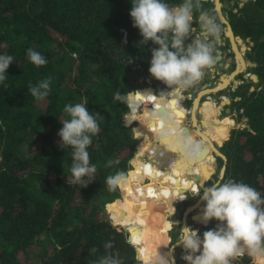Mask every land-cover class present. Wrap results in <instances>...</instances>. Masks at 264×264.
<instances>
[{
    "label": "trees",
    "instance_id": "16d2710c",
    "mask_svg": "<svg viewBox=\"0 0 264 264\" xmlns=\"http://www.w3.org/2000/svg\"><path fill=\"white\" fill-rule=\"evenodd\" d=\"M165 2L175 6L182 0ZM234 5L236 11L225 13L227 21L235 35L252 42L246 58L255 66L247 72L258 81L239 73L243 82L230 92V109L246 118V126L231 129L228 139L234 121L219 118L218 107L199 106L202 131L212 140L217 129L213 142L219 145L227 139L219 148L226 159L217 157L225 166L223 175L206 185L243 182L264 198V0ZM203 7L218 18L211 0H203ZM130 9L131 0H0V54L13 57L0 83V264H96L109 241L123 264H143L142 257L169 253L165 246L173 202L199 191L215 170L213 151L191 127L195 101L187 109L172 89L161 102L160 92L170 89L149 73L151 49L158 46H139L142 36L133 27ZM30 48L47 63L33 65L27 57ZM128 57L132 63H126ZM228 76L215 86L224 85ZM48 77L51 91L37 101L29 85ZM117 90L132 94L131 105L114 99ZM76 103L85 104L100 129L87 149L96 171L79 184L72 183L70 173L73 150L62 148L58 136L70 119L65 105ZM157 109L173 113L202 142L198 159L186 163L157 140L159 124L147 119ZM109 160L119 164L106 167ZM117 171H128L132 180L120 189V198L118 189L109 191L106 184ZM204 207L199 204L193 218L206 225L201 221ZM218 223L211 220L203 230ZM239 264L254 263L244 256Z\"/></svg>",
    "mask_w": 264,
    "mask_h": 264
},
{
    "label": "clouds",
    "instance_id": "9594fccd",
    "mask_svg": "<svg viewBox=\"0 0 264 264\" xmlns=\"http://www.w3.org/2000/svg\"><path fill=\"white\" fill-rule=\"evenodd\" d=\"M130 17L133 27L139 29L142 36L139 46H147L149 42L158 46L151 49L149 73L169 89L184 90L196 85L204 77L205 70L213 65L212 39L220 35L221 23L210 10L204 9L203 0H182L175 6H170L165 0H131ZM194 19L199 25L197 30L200 29L205 38L196 35L191 43L185 45V41L196 34ZM123 35L122 42L127 43V33L123 32ZM27 57L37 67L47 63L40 52L31 48ZM132 62L133 59L128 57L126 63ZM12 63L11 55L0 54V83L6 80V70ZM51 80L52 77H48L35 86L29 85L31 96L37 101L45 99L51 91ZM168 93L160 92L161 102ZM114 99L131 105L133 97L131 93L122 94L117 90ZM162 107H165L163 103ZM64 112L70 119L62 123L58 136L62 148L66 145L73 150L70 173L72 183L79 184L83 183V177H91L96 171V165L90 164L87 149L92 144L91 137L100 129L84 103L67 104ZM147 119L152 124H159L157 140L181 160L192 163L198 159L204 145L181 125L173 113L157 109L149 112ZM114 164H119V161L109 160L106 167ZM131 183V177L124 171H117L106 178L109 191L125 189ZM201 200L205 202L201 221L206 225L211 220L219 223L215 228L204 231L202 238L198 231L188 227L180 231L176 244L183 246L186 254L182 259L186 264H236L244 256L254 264H264V198L261 194L248 184L229 180L204 187ZM104 248L106 252L96 264H123L119 254L110 251L113 248L111 241L106 242ZM91 251L96 252L97 249L92 248ZM169 256V253H158L142 257V260L143 264H174Z\"/></svg>",
    "mask_w": 264,
    "mask_h": 264
},
{
    "label": "rangeland",
    "instance_id": "374dc122",
    "mask_svg": "<svg viewBox=\"0 0 264 264\" xmlns=\"http://www.w3.org/2000/svg\"><path fill=\"white\" fill-rule=\"evenodd\" d=\"M211 1L215 2L214 0H211ZM217 1H219V3H220V15H219L218 12H217V14H218L219 18H220V16H222L224 18V21H223V19L220 18L222 20V22L224 23V24L221 25V28L226 32V29H227V25L226 24H227V22H225L226 21L225 16H224L225 13L228 12L231 8H232V11H236L237 8L235 7L234 4L237 3L238 4L237 7H240L247 0H217ZM225 4H227V7H225ZM229 19L231 20V22L233 24V27L237 28V24H236V22H235V20H234V18H233V16L231 14L229 15ZM196 34H199V33H196ZM199 35H203V33H200ZM194 36H196L195 33L193 34V36H190L185 41V45L191 43L192 39L194 38ZM237 37H239V36L235 35L233 33V38H237ZM240 39L242 40V43H243L245 49H242L240 47V45L237 43V49L239 50V52L241 50H243L241 52V54H238L239 56H237V54H236V52H235V50H234V48L232 46V41L230 40V38H229V41L227 42V44H228L227 48L228 49H226V51H228L231 48L232 53H229V55H225L224 57L221 58L222 63H224L225 65L226 64L228 65L226 68L219 66V64L217 63L218 66L215 65V66L210 67L211 68L210 70H209V68L205 70L204 77L196 85H194V86H192L190 88L184 89V90L178 89V91L181 94V97L183 98L182 99V104L187 109L192 108V105H193L195 99L197 98V96L199 95L200 92H202L204 90L203 92L205 93V92H207L205 90H213L214 87H215V84L218 82V80L221 78V76H223V75L228 76V75L236 72L237 69L235 70V68L238 67L239 63L240 64H244L243 61L247 62L246 51H248L250 49V46L252 45V42H250L247 39H242V38H240ZM238 59L240 60L239 62L237 61ZM249 67H252V66H250L248 64L244 65V66L241 65L240 69H239V73H244L243 74V78H245V80H247V81H248V79L252 80L251 75L253 74L251 72H247L249 70L248 69ZM210 73H213V75H214L212 78H209V76H210L209 74ZM239 73H236L234 75L233 79H232L231 76H229L231 78L228 77L229 79H227L226 82L229 81L230 79H232L228 86H226V87H224L222 89H219L217 91H214V92L210 91L208 93H205L196 102V105L206 103L210 107L211 106L218 107V108H220V111H219V114H218L219 118H223L225 116H228L229 117L228 119H230V117H231L234 120V125L228 131V137H229V133H230L231 129H233V128H243V127L246 126V118H239L237 113L234 110L231 111V109H230V106H231V94H230V92L232 90H234L235 87L238 84H241L243 82L239 78ZM252 81L256 82L254 80H252ZM251 90H253V87H251ZM154 92L158 93V91H155V90H154ZM208 97L211 99V101L208 99ZM225 97L227 99L229 98L230 102L228 101V103H224L223 105H221V102H222V100ZM216 102H217V104H216ZM226 109H229L230 111H226ZM140 110H141V108H140ZM188 115H190V114H188ZM198 118H199V113H197V119ZM124 120H125L126 123L128 122L127 121V116H125ZM127 124H131L134 127L136 123L135 122H132V123L128 122ZM215 136H216V132H215ZM214 138L215 137H213V139ZM213 139H212V142H213ZM225 140H227V139H225ZM213 145L216 147V149L219 152V154L223 155L221 153L220 149H219L221 146H218L215 142H213ZM213 153L215 155V170L213 171L211 177L208 180H206L202 185H199V191H201V192L198 195H193L194 193L188 192L187 193V198L185 200H180V201L176 200V201L173 202L175 209H174V212L171 215H169V217H168L172 221V227L168 230V234L170 236V240L168 242V245L165 246V250H169L170 248L175 247V248H173L174 264H186V261H184L182 259V257L186 254L185 250L182 249L183 246L182 245L178 246V247L175 246V243L178 242L180 231H182L181 227H182L184 221H186V223H188L189 226L192 229L195 228L196 231H198V234L201 236V238L203 237V232L205 231V230H203V227L205 225L197 223L195 220L192 219V216L197 212L198 208L195 207L193 210H190L187 213V215L185 213V210L189 206H192V205L197 203L198 199L202 196V189L204 187H207L206 184L208 182L215 181L216 179L221 178L222 175H223L225 166H224V164L223 165L219 164L218 160H217L218 156H220V157H222V156L219 155L218 153L214 152V151H213ZM135 154H136V152H135ZM222 159L225 160L223 157H222ZM130 166H131V164H130ZM215 176H217V178ZM118 194H119L118 198H120L121 197L120 189H118ZM200 205L201 206H205L204 205V201H202L200 203ZM177 206H179L178 209L181 210L180 213H178L177 210H176ZM184 214H185V216H184ZM112 220H113V218H112ZM113 223H114V221H113ZM114 225H116L118 229H125L127 231V229L124 226H122V225L115 224V223H114ZM174 237H175V239H174V242H173L172 239ZM169 254H170V252H169ZM236 264H239V260L236 262Z\"/></svg>",
    "mask_w": 264,
    "mask_h": 264
},
{
    "label": "bare ground",
    "instance_id": "6f19581e",
    "mask_svg": "<svg viewBox=\"0 0 264 264\" xmlns=\"http://www.w3.org/2000/svg\"><path fill=\"white\" fill-rule=\"evenodd\" d=\"M215 2H216V8L220 11V8H219V2L217 1V0H215ZM220 18L221 19H223L224 20V18L222 17V16H220ZM226 34H227V36L230 38V40L232 41V46H233V48H234V50H235V52H236V54H237V56H239L238 54H241V51H243V50H241L240 52H239V50L237 49V41H236V39L235 38H233V34H232V32H231V30L229 29V27H227V29H226ZM239 40H241L239 37H237ZM242 41V40H241ZM239 52V53H238ZM238 58V57H237ZM239 60V59H238ZM237 60V61H238ZM240 61V60H239ZM238 61V62H239ZM237 62V63H238ZM236 63V64H237ZM243 63H244V65H246V62L245 61H243ZM248 64V63H247ZM239 66V65H238ZM240 67V66H239ZM239 69L240 68H238L237 67V71L236 72H234V73H232V74H230L229 76H231L232 77V79L234 78V75L236 74V73H238L239 72ZM228 76V77H229ZM227 77V79H229V78H231V77H229L228 78ZM232 79H230L229 81H227V82H231V80ZM227 82H226V84H224V85H222V86H219V87H217V86H215L214 87V89L213 90H205V91H207V92H205V93H208V92H210V91H217V90H219V89H222V88H224V87H226L227 85H229V83L227 84ZM204 91V90H203ZM200 92L199 93V95L197 96V98L195 99V106H194V109H193V112H191V117H192V119H193V124H191V127L193 128V130L195 131V133L200 137V138H202L209 146H210V148H211V150L213 151V150H215V152H218L216 149H215V147H214V145H213V142H212V140L207 136V134L206 133H204L203 131H202V126H201V122H200V120H199V118L197 119V111H198V108H199V106L200 105H202L203 107H205V106H208V104H206V103H203V104H198V105H196V102L198 101V99L203 95V94H205L204 92ZM175 93L180 97V98H182L181 97V94H180V92L178 91V89H175ZM183 99V98H182ZM182 99H181V101H182ZM228 99L225 97L223 100H222V102H221V105H223L224 103H228ZM211 107H214V106H211ZM229 118V117H228ZM234 120L230 117V122H233ZM197 123L199 124V126H197ZM197 127H198V129H197ZM202 129H201V128ZM212 129V128H211ZM216 129V128H215ZM207 130H209V129H207ZM217 130V129H216ZM216 135H217V131H216ZM215 137V136H214ZM206 161H208L209 160V158H206L205 159ZM200 204V201H198V203L196 204V205H199ZM195 207H198V206H190V207H188V211H190V210H193ZM185 220V219H184ZM186 227H188V223H186V221H184V223H183V225H182V227H181V230L183 229V228H186ZM189 228V227H188ZM175 246L176 247H178V246H181V245H178V244H175ZM173 248H175V247H173ZM173 248H171L170 249V259L171 260H173L174 261V257H173ZM183 249V248H182Z\"/></svg>",
    "mask_w": 264,
    "mask_h": 264
},
{
    "label": "water",
    "instance_id": "95a60500",
    "mask_svg": "<svg viewBox=\"0 0 264 264\" xmlns=\"http://www.w3.org/2000/svg\"><path fill=\"white\" fill-rule=\"evenodd\" d=\"M214 3V6H215V9L217 10V12L219 13V15H220V11L216 8V3L215 2H213ZM225 7H227V4H225ZM226 19V18H225ZM224 21V20H223ZM225 22H227V27H229V29L231 30V32H232V29H231V27H230V25H229V23H228V21L226 20ZM232 34H233V32H232ZM240 38V37H239ZM216 40H217V43L219 44L220 43V41H221V37H220V35L218 36V37H216L215 38ZM214 44V41H212V45ZM214 53V52H213ZM221 53H222V51L220 50V49H217L216 51H215V54H214V63H213V65L212 66H215V64H216V62H218V64H219V66H221V67H224V68H226L228 65L226 64V65H224L221 61H219V59L221 58ZM247 63H248V65H250V66H255V63H253V62H251L250 60H247ZM211 66V67H212ZM237 69V67L235 68V70ZM239 73V72H238ZM252 76H254V77H252ZM251 78H252V80H254V81H258V76L256 75V74H252L251 75ZM170 91H171V89H170ZM170 91H169V93L167 94V95H170ZM137 92V91H136ZM135 92V93H136ZM228 100H229V102H230V99L228 98ZM226 111H230L229 109H226ZM134 136L136 137V135H135V132H134ZM229 137H227V139H228ZM224 141L225 140H223V142H222V144H217L218 146H222L223 145V143H224ZM137 145H138V143H137ZM137 145H136V147H137ZM215 147V146H214ZM215 149H216V147H215ZM217 150V149H216ZM214 152H215V150H213ZM216 153H218L219 154V152H216ZM136 155V154H135ZM135 155L133 156V157H135ZM219 155H221V154H219ZM224 159H226V157L224 156V155H221ZM133 157L130 159V161H129V163L131 164V167L133 166L132 165V159H133ZM127 174H128V171H127ZM117 199V198H116ZM115 199V200H116ZM115 200H113V201H115ZM198 201H200V203L202 202V200H201V197L198 199ZM198 201H197V203H198ZM196 203V204H197ZM196 204H194V205H192V206H198V205H196ZM189 211H188V208L185 210V213H186V215H187V213H188ZM184 216H185V214H184ZM194 215L192 216V219L193 220H195L194 218ZM128 231V230H127ZM128 234H129V236H130V232L128 231ZM128 239H129V237H128ZM129 241H130V239H129ZM131 242V244L134 246V248H135V252H136V257L138 258V251H137V248H136V245L135 244H133L132 243V241H130ZM139 259V258H138ZM142 261V260H141ZM143 262V261H142Z\"/></svg>",
    "mask_w": 264,
    "mask_h": 264
},
{
    "label": "flooded vegetation",
    "instance_id": "af4514ba",
    "mask_svg": "<svg viewBox=\"0 0 264 264\" xmlns=\"http://www.w3.org/2000/svg\"><path fill=\"white\" fill-rule=\"evenodd\" d=\"M219 2V1H218ZM219 8H220V3H219ZM214 9H215V7H214ZM225 16V18L227 19V15L225 14L224 15ZM218 20H219V22L221 23V25L222 24H224L223 22H222V20L219 18V16H218ZM194 21H195V19H194ZM197 28H199V25L198 24H196V28H195V32L196 33H202L201 31H200V29H198L197 30ZM232 29V28H231ZM199 34H195V35H198V36H200V38H205L204 37V35H199ZM220 37H221V41H220V43L218 44L217 43V40L215 39V38H213L212 39V41H214V44L212 45V47H213V56H214V54H215V51L217 50V49H220L221 51H222V53H221V58L222 57H224L225 56V54L226 55H229V53H232V50H231V48L228 50V51H226V49H228L227 48V46H228V44H227V42L229 41V38H228V36L226 35V33H225V31L221 28V32H220ZM224 49V50H223ZM221 58L219 59V61H221ZM222 62V61H221ZM217 63L218 62H216V66H218L217 65ZM224 64V63H223ZM217 87H219V86H217Z\"/></svg>",
    "mask_w": 264,
    "mask_h": 264
},
{
    "label": "crops",
    "instance_id": "0c3cea01",
    "mask_svg": "<svg viewBox=\"0 0 264 264\" xmlns=\"http://www.w3.org/2000/svg\"><path fill=\"white\" fill-rule=\"evenodd\" d=\"M241 52H242V51H241ZM225 55H226V54H225ZM238 61H239V60H238ZM241 65L244 66V64H240V63H239V66H241ZM246 65H247V62H246ZM210 69H211V68H209V70H210ZM209 75H210L209 78H212V77L214 76L213 73H210ZM228 83H229V82H227V84H228ZM215 91H216V90H215ZM208 99L211 101V99H210L209 97H208ZM212 101H213V100H212ZM213 102H214V101H213ZM216 104H217V102H216ZM252 262H253V261H252ZM253 263H254V262H253Z\"/></svg>",
    "mask_w": 264,
    "mask_h": 264
},
{
    "label": "snow or ice",
    "instance_id": "6c2138e0",
    "mask_svg": "<svg viewBox=\"0 0 264 264\" xmlns=\"http://www.w3.org/2000/svg\"><path fill=\"white\" fill-rule=\"evenodd\" d=\"M175 102H173V104H174ZM180 115H182V113H180Z\"/></svg>",
    "mask_w": 264,
    "mask_h": 264
}]
</instances>
